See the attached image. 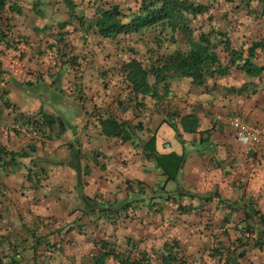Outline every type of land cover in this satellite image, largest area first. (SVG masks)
<instances>
[{"label":"crops","instance_id":"1","mask_svg":"<svg viewBox=\"0 0 264 264\" xmlns=\"http://www.w3.org/2000/svg\"><path fill=\"white\" fill-rule=\"evenodd\" d=\"M18 1L26 14L13 18V34L24 44L0 46V154L27 155L0 165V264H96L100 241L132 258L175 244L184 264H222L223 249H248L240 264H264V227L246 219L247 204L264 215V147L241 144L225 124L237 116L264 125V52L256 51V68L233 66L204 87L176 77L159 107L120 113L123 95L104 89L99 77L130 52L112 50L93 28L63 16L60 2ZM88 1V9L73 1L78 16L94 15ZM223 1L213 21L193 20L197 32L231 27L234 45L244 49L264 39V16ZM249 5L260 9L257 0ZM61 22L70 26L59 38ZM66 43L65 60L76 54L80 66L60 61ZM106 109L127 121V141L104 134L98 117ZM189 115L197 118L195 133L179 123ZM42 116L54 123L32 129L28 120ZM257 240L263 244L254 247ZM104 264L118 263L110 257Z\"/></svg>","mask_w":264,"mask_h":264},{"label":"trees","instance_id":"2","mask_svg":"<svg viewBox=\"0 0 264 264\" xmlns=\"http://www.w3.org/2000/svg\"><path fill=\"white\" fill-rule=\"evenodd\" d=\"M222 1L134 0V2L132 1L133 5L122 8L120 2L91 0L95 7V13L91 18L78 16L79 3L72 0H60L59 2L60 6L63 5V15L66 13L68 19L77 20L82 28L85 25L89 29L93 28L95 34L109 42V47L112 50L130 52L127 59L115 60L110 63L111 65L109 64L108 68L100 73L99 79L104 89L118 88L120 96L123 95L122 101H119L117 105L120 110L117 111L124 113L128 108H133L138 113H144L159 107L166 101V97L170 95L169 82L173 78H187L194 87H204L206 79L224 77L233 66L256 68L253 61L256 58L257 50L264 52V39L253 42L247 49H244L242 44L234 45L232 31L235 32V30L229 27L231 24L228 26V30L210 27L204 32H197V28L192 26L193 20L198 16L207 21H213L215 19L214 5L220 4ZM83 2L85 9H88L89 1L83 0ZM238 2L250 8L248 11L250 15L258 19L264 16V0H257L260 7L258 11L251 9L249 5L251 0H238ZM57 3L54 4L58 5ZM33 4L39 6L42 5V1L38 0ZM38 11L43 13L41 9ZM25 14V5L19 3L18 0H0V46L2 48L8 45L13 47L16 44H24L22 38L14 37L12 21L14 17L17 18ZM68 26L70 25L67 22L57 25L60 30L59 38L67 33L64 30ZM237 39L239 40L238 36ZM63 40L59 39L58 43H62ZM126 41L131 43H126ZM67 44L63 45V51L59 53L60 61L68 64L71 68L80 66L79 56L76 54L65 60ZM263 67L261 68L263 69ZM252 69H248L247 72ZM105 95L106 93H104ZM122 104L126 105L121 106ZM97 110L99 108L94 106V114ZM105 111V118L104 113L103 115L100 113L98 117L100 124L103 125L104 134L127 141L129 135L132 134V131L127 127V121L118 123L115 121V111H107V109ZM102 118L104 120H100ZM28 123L32 129L39 130L41 124H45L49 128L54 121L52 117L42 116L36 120L29 119ZM179 123L185 132H196L198 121L194 115L180 118ZM142 130V124L138 122L136 133L142 132ZM175 131L177 132V129ZM3 154V158L12 161L18 157L26 156L27 152L5 150ZM3 158L0 154L1 166L6 164ZM89 202L91 205L95 203V200L89 199ZM247 206L250 207V210L246 212V219L252 218L253 221L264 227V215L260 214L251 204H247ZM263 243L257 240L253 246L257 247ZM98 244L97 249H101V251L100 255L96 256V264H104V261L110 257L118 264H152V260L159 261L160 264H184L183 259L177 256L174 251L175 244L170 246L166 243L164 249L153 251L154 259L152 256H146L143 252L137 253L134 258L131 257L130 251L127 255H121L116 250H112L106 241H100ZM247 250L240 249L233 253L230 249H223L220 254L222 259L225 256L222 264H240Z\"/></svg>","mask_w":264,"mask_h":264},{"label":"built area","instance_id":"3","mask_svg":"<svg viewBox=\"0 0 264 264\" xmlns=\"http://www.w3.org/2000/svg\"><path fill=\"white\" fill-rule=\"evenodd\" d=\"M225 124L233 130L241 144L264 147V125H250L237 116L227 117Z\"/></svg>","mask_w":264,"mask_h":264},{"label":"rangeland","instance_id":"4","mask_svg":"<svg viewBox=\"0 0 264 264\" xmlns=\"http://www.w3.org/2000/svg\"><path fill=\"white\" fill-rule=\"evenodd\" d=\"M60 0H55V2H59ZM76 1V0H73ZM64 16V15H63ZM115 60L111 61L110 63H113Z\"/></svg>","mask_w":264,"mask_h":264}]
</instances>
